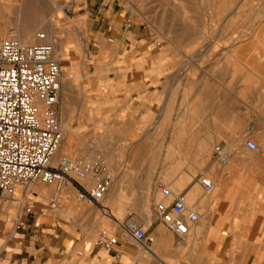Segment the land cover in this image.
<instances>
[{"label":"rangeland","instance_id":"rangeland-1","mask_svg":"<svg viewBox=\"0 0 264 264\" xmlns=\"http://www.w3.org/2000/svg\"><path fill=\"white\" fill-rule=\"evenodd\" d=\"M31 1L37 9L28 10V0H13L6 16L0 10V32H6L0 44L16 35L20 19L35 33L31 44L38 42V32L53 26L61 42L58 58L63 69L59 119L64 140L69 138L61 157L79 166L84 175L72 178L83 187H94L96 166L103 164L114 177L174 184L175 192L191 183L195 193L187 200L193 206L206 196L196 177L203 173L215 183L209 169L223 168L214 159L218 144L230 155L247 158L264 174V0H110L116 12L111 17L106 12L105 21L92 16L81 0ZM18 10L23 18H18ZM127 20L133 23L132 35L153 38L159 50L175 58L176 67L170 69L171 91L159 121L117 122L112 128L108 88L112 77L120 76L121 58L129 50L113 34L112 21L119 22L123 33ZM101 25L102 45L96 38ZM225 134H230L228 139ZM246 138L254 139L258 149H246ZM208 139L213 141L210 148L205 145ZM58 184L41 185L55 189ZM61 184L66 193L73 190L78 196L72 183ZM145 189L146 202L137 221L148 225L155 218L150 200L157 202L161 196L158 189ZM215 191L217 186L210 195ZM90 205L80 201V210L91 211ZM193 208L202 219L206 210Z\"/></svg>","mask_w":264,"mask_h":264},{"label":"crops","instance_id":"crops-1","mask_svg":"<svg viewBox=\"0 0 264 264\" xmlns=\"http://www.w3.org/2000/svg\"><path fill=\"white\" fill-rule=\"evenodd\" d=\"M12 1L0 0V10L5 16ZM81 1L97 20L105 21L106 12L110 17L116 12L110 0ZM31 9L37 8L28 0V10ZM112 24L113 34L129 50L121 58L120 76H113L108 88L110 124L113 128L117 122L159 121L160 108L170 95L168 76L171 67L175 69L176 60L170 52L159 50L153 38L138 32L132 35L130 20L123 33L119 22ZM102 26L96 31L101 45ZM229 135L224 137L228 139ZM211 140H206L207 148L211 147ZM228 158V164H219L222 169H209L218 191L213 195L210 194L214 190L205 193L206 196L195 201L193 206H201L206 213L201 219L195 209L200 223L194 224L187 236H178L156 220V204L162 197L157 202L150 200L154 221L148 225L140 222L154 238L149 248L131 238L124 227L128 220L141 218L145 188H151L152 193L158 189L160 194V181L126 180L111 174L113 181L104 197L106 204L92 203L93 209L84 212L80 210L79 197L73 190L66 193L61 182L55 189L44 188L41 184L46 183L41 181L18 186L12 197L0 195V264H264L263 170L247 158L234 154ZM100 171L96 173L99 175ZM170 186L173 189L176 185ZM126 190L129 191L124 194ZM180 192L192 197L195 186L188 183ZM30 203L35 205L34 215L25 213ZM20 218L26 223L24 228L17 227ZM104 231L116 238L118 256L98 244Z\"/></svg>","mask_w":264,"mask_h":264},{"label":"built area","instance_id":"built-area-1","mask_svg":"<svg viewBox=\"0 0 264 264\" xmlns=\"http://www.w3.org/2000/svg\"><path fill=\"white\" fill-rule=\"evenodd\" d=\"M37 39L31 44L9 36L0 44V195L12 197L18 186L27 187L38 181L49 185L65 181L75 186L81 201L102 206L113 181L103 164L97 165L96 172L101 171L95 174L96 184L89 190L72 178V174L84 175L77 164L66 157L55 161L64 141L59 119L62 60L56 56L53 43L47 41L46 32H38ZM245 146L252 151L258 149L252 138H246ZM225 149L222 144L215 147L214 159L220 165L229 161ZM196 180L205 193L215 188L212 179L203 173ZM159 191L162 198L156 204V220L178 236H187L199 221V213L189 205L184 192H175L162 182ZM34 207L30 203L25 213L34 215ZM25 225L23 219H18V228ZM124 228L146 248L154 240L135 219ZM98 244L118 256L116 238L108 232L100 234Z\"/></svg>","mask_w":264,"mask_h":264},{"label":"bare ground","instance_id":"bare-ground-1","mask_svg":"<svg viewBox=\"0 0 264 264\" xmlns=\"http://www.w3.org/2000/svg\"><path fill=\"white\" fill-rule=\"evenodd\" d=\"M19 10L23 11L24 10L23 6H21V8H19ZM19 10L17 12V16H18V18H20V17L23 18V13H21L22 11L19 13ZM82 18L83 17H79V20H82ZM16 25H17L16 30H15V34H16L15 36L16 37H18L20 40H22L23 42H26V43L32 42V40H34L35 33H33L32 31L31 32L28 31V27H26V25L23 24L21 19L18 20ZM39 28L42 29L44 27L40 26ZM45 29H46L45 31L47 33V41L53 43L54 48H55V54L57 57H59L61 54V42L58 41L59 38L57 39V35H56L54 28L51 25V26L45 27ZM261 136L263 137V134H261ZM65 139H67V136ZM260 140H261V137H260ZM65 141L66 140H64V142H63L64 144L62 143L61 147L59 148L58 152L56 153L55 161H58L60 159V157L63 155V152L65 150ZM211 143H212V140L210 141V144ZM262 143L264 144V138H262V140H261V144ZM225 150H226L227 156L230 155V151L227 148ZM262 156L264 157V155H262Z\"/></svg>","mask_w":264,"mask_h":264}]
</instances>
